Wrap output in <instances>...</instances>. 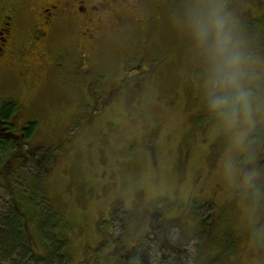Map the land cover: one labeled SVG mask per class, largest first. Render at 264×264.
Listing matches in <instances>:
<instances>
[{
    "label": "rangeland",
    "instance_id": "obj_1",
    "mask_svg": "<svg viewBox=\"0 0 264 264\" xmlns=\"http://www.w3.org/2000/svg\"><path fill=\"white\" fill-rule=\"evenodd\" d=\"M230 3L256 46L264 49V0ZM137 22L135 18L134 31L144 30ZM166 25L149 39L142 34L140 52L131 47L122 54L123 64L119 59L122 71L128 68L126 60L145 57L143 65L157 76L149 75L143 93L135 87V97L118 100L107 113H95L106 88L101 79L94 85L95 97L85 95L88 85L79 92L68 81L43 86L38 69L30 73L34 78L22 80L19 61L6 79L11 87L0 98L20 108L12 123L37 126L28 146L21 140L19 159L0 164V216L10 211L9 200L22 215V198L30 188L38 196L35 177L43 179L39 188L47 201L36 198L33 203L43 209L51 205L57 214V226L45 231L52 234L56 226L62 234L65 264H145L146 258V264H264V239L254 236L264 228V211L255 225L249 224L240 194L219 179L220 145L209 143L207 118L182 41L172 24ZM23 37L18 47L28 43V36ZM112 119L113 142L101 130ZM216 233L232 234L233 243L224 245ZM27 236L35 256L49 257L38 230ZM149 236L156 238L150 241ZM204 237L216 242L204 249ZM165 242L170 249L161 248Z\"/></svg>",
    "mask_w": 264,
    "mask_h": 264
},
{
    "label": "flooded vegetation",
    "instance_id": "obj_2",
    "mask_svg": "<svg viewBox=\"0 0 264 264\" xmlns=\"http://www.w3.org/2000/svg\"><path fill=\"white\" fill-rule=\"evenodd\" d=\"M174 3L175 0H0V95L8 84L6 79L14 73L13 63L19 61L26 75L22 80L34 78L30 73L38 69L39 79L44 80L43 86L68 81L79 92L82 86L88 85L84 92L88 97L96 96L94 85L101 79L106 88L104 95L97 98L95 113H107L121 99L135 97L132 92L135 87L143 93L149 75L157 76L143 65L145 57L138 55L126 60L128 68L121 67L122 71H119V59L123 64L122 54L131 47L140 52L137 47L143 39L142 34L149 39V34L166 24L171 26ZM135 18L137 23L145 25L144 30L134 31ZM26 35L28 43L18 47V41ZM33 62L38 64L36 68ZM13 79L17 84L21 81L15 76ZM2 111L0 98V114ZM19 113H14L11 121L0 119V142H11L15 148L12 159H19L18 149L28 129L12 123ZM111 121L101 130L107 132L113 142V119ZM93 122L96 123L92 121L90 124ZM12 127L20 134H16ZM152 237L148 239L151 241ZM147 260H144L145 264Z\"/></svg>",
    "mask_w": 264,
    "mask_h": 264
},
{
    "label": "clouds",
    "instance_id": "obj_3",
    "mask_svg": "<svg viewBox=\"0 0 264 264\" xmlns=\"http://www.w3.org/2000/svg\"><path fill=\"white\" fill-rule=\"evenodd\" d=\"M170 19L197 85L209 143L221 148L217 175L240 194L243 218L255 225L264 211V49L230 0H175ZM254 236L264 239V228Z\"/></svg>",
    "mask_w": 264,
    "mask_h": 264
},
{
    "label": "trees",
    "instance_id": "obj_4",
    "mask_svg": "<svg viewBox=\"0 0 264 264\" xmlns=\"http://www.w3.org/2000/svg\"><path fill=\"white\" fill-rule=\"evenodd\" d=\"M19 110V106L17 103L14 102H6L3 103V111L0 114V119L3 121H11L14 113H17ZM37 124L30 123L28 124V129L25 130L26 136H25V142H29L32 138V134L36 128ZM11 145V146H10ZM15 148L12 146L11 142L4 143L0 142V157H2L3 160H7L11 157V153L13 152ZM43 159V158H42ZM49 166V163H47V166L45 167V172ZM36 178V184L38 187L36 189L38 190V196H32V188L29 189L30 193L28 192L25 197H23L22 194V200L26 202V206L23 209V214H17L16 211L13 209L14 206L11 204L10 200L6 202V205L9 212H7L5 215L0 216V264H65V261H67V254L65 250V242L63 240L62 234L56 229V223L55 219H57V214L53 211V208L51 205H49L48 209H43L38 203H33V200L38 198L42 200L47 201V194L43 190V188H39L41 185H43V179L38 180ZM50 201V200H49ZM10 202V203H9ZM9 203V204H8ZM208 208L210 209L209 212H212L211 205L208 204ZM19 212V211H18ZM21 212V211H20ZM197 213V212H196ZM198 215V213H197ZM59 216V215H58ZM44 224V225H43ZM51 224H55L54 228L52 230L54 233L52 234H46V229H49L51 227ZM49 225V226H47ZM41 227H44L41 229ZM29 230H32L35 232L38 230L39 234L41 235V239L43 240V247H45L46 255L49 257H42V256H35L33 252L30 249L29 239H28V232ZM205 236L207 235V230L205 228ZM215 236L221 237L222 242L225 244L233 243L232 241V234H226V235H217ZM203 237V234H199ZM224 236V238L222 237ZM214 237V238H216ZM234 238V237H233ZM213 240V238H212ZM216 242V239L213 240ZM204 237L203 239V245H206L204 249H208L211 245L210 242ZM169 244L163 243V246L161 247L163 250H168L170 247H168ZM177 248V247H176ZM174 248L173 250H176ZM47 249V250H46ZM177 251H175L176 253ZM174 253V252H173ZM177 254V253H176Z\"/></svg>",
    "mask_w": 264,
    "mask_h": 264
}]
</instances>
